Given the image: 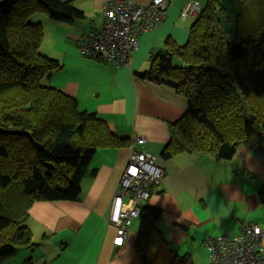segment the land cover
<instances>
[{
    "label": "trees",
    "instance_id": "obj_1",
    "mask_svg": "<svg viewBox=\"0 0 264 264\" xmlns=\"http://www.w3.org/2000/svg\"><path fill=\"white\" fill-rule=\"evenodd\" d=\"M238 6L229 35L223 20L231 21L230 12L219 0H205L186 42L168 39L141 75L187 100L185 113L168 123L162 159L187 153L231 160L245 146L264 168V0H238ZM38 15L57 22L84 18L72 0H0L1 263L17 248L34 247L25 224L34 202L78 200L96 150L130 145L46 82L60 64L40 50L42 23L32 20ZM160 214L141 205L134 249L143 264H194L188 253L170 248L157 225Z\"/></svg>",
    "mask_w": 264,
    "mask_h": 264
},
{
    "label": "crops",
    "instance_id": "obj_2",
    "mask_svg": "<svg viewBox=\"0 0 264 264\" xmlns=\"http://www.w3.org/2000/svg\"><path fill=\"white\" fill-rule=\"evenodd\" d=\"M106 1L72 0L84 14L72 22L35 17L43 27L40 50L60 64L46 82L74 97L80 110L95 112L117 136L146 139L136 148L156 156L165 177L159 191L142 206L161 210L157 225L175 253H188L194 264H206V236H234L246 222L264 227V194H260L264 168L245 146L231 160L187 153L160 157L169 140L168 123L185 113L187 100L141 75L150 68L153 55L166 51L168 39L178 45L186 42L195 18L183 12L187 0H169L164 19L140 33L129 64L119 66L79 51L87 32L101 25ZM195 1L202 6L203 0ZM128 153L129 147L96 150L78 200L36 201L29 207L25 224L32 232L34 264H143L134 249L139 217L120 245L113 243L115 224L108 222Z\"/></svg>",
    "mask_w": 264,
    "mask_h": 264
},
{
    "label": "built area",
    "instance_id": "obj_3",
    "mask_svg": "<svg viewBox=\"0 0 264 264\" xmlns=\"http://www.w3.org/2000/svg\"><path fill=\"white\" fill-rule=\"evenodd\" d=\"M168 4L169 0H150L145 5L134 0L106 1L100 13L101 25L87 33L79 51L87 57L110 60L119 66L129 64L132 52L138 47V36L164 19ZM200 8L197 1L187 0L183 12L196 16ZM145 141L143 136H135L130 141L129 153L111 200L108 222L117 228L115 245L122 244L128 227L139 217L141 205L159 191L165 177L157 157L136 148ZM263 238L264 229L256 222L244 223L234 236H206V264H264Z\"/></svg>",
    "mask_w": 264,
    "mask_h": 264
},
{
    "label": "rangeland",
    "instance_id": "obj_4",
    "mask_svg": "<svg viewBox=\"0 0 264 264\" xmlns=\"http://www.w3.org/2000/svg\"><path fill=\"white\" fill-rule=\"evenodd\" d=\"M219 1L231 14V16H230L231 21L223 20L224 28L228 32V34L230 35L232 30H234L235 24H236V15H237L238 10H239L238 0H219ZM204 3H205V0H203L202 5ZM42 16H44V15H38L39 18ZM45 17H47V16H45ZM32 20L34 22H36L35 17ZM174 63H176L178 65L180 62L178 60H175ZM221 72H223V73L229 72V67L221 69ZM263 229H264V227H263ZM35 253H36V250L34 248H31V249H29V248H17L15 254L13 256H11L10 258L4 260V262L6 264H9V263H12V264H29L30 262H31V264H34L35 262L33 263L32 261L35 258ZM182 253H184V252H179V254H182Z\"/></svg>",
    "mask_w": 264,
    "mask_h": 264
},
{
    "label": "snow or ice",
    "instance_id": "obj_5",
    "mask_svg": "<svg viewBox=\"0 0 264 264\" xmlns=\"http://www.w3.org/2000/svg\"><path fill=\"white\" fill-rule=\"evenodd\" d=\"M117 243H119V241H117Z\"/></svg>",
    "mask_w": 264,
    "mask_h": 264
}]
</instances>
